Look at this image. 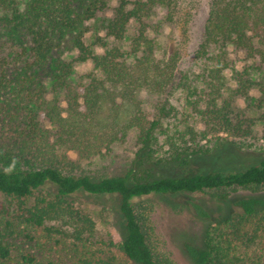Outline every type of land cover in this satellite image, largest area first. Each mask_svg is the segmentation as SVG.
<instances>
[{
  "label": "trees",
  "instance_id": "obj_1",
  "mask_svg": "<svg viewBox=\"0 0 264 264\" xmlns=\"http://www.w3.org/2000/svg\"><path fill=\"white\" fill-rule=\"evenodd\" d=\"M108 2L30 0L20 10L16 0H0V195L12 200V206L0 201V260L12 256L14 238L34 240L42 229L48 241L56 235L70 238L84 264H112L115 256H89L96 223L78 198L91 195L119 198L124 220L120 249L131 260L176 264L154 250L150 215L138 199L210 193L227 203L239 190L264 189V160L237 171L161 176L162 163L186 166L210 148L200 143L194 126L175 129L164 124L165 118L177 114L174 106L160 107L161 118L149 120L140 97L144 89L168 95L184 90L188 103L200 107L208 95L207 107L213 108L202 111L207 129L240 131L241 124L226 109L229 103H220L227 86L223 52L230 45L264 44V0H211L196 51L198 57L211 59L202 73L208 87L202 88L188 74L180 75L177 61L157 59L146 34L152 11L162 6L168 9L167 20L188 35L193 0H121L115 18L104 23L107 34L124 39L132 20L140 24L139 33L129 51L116 46L96 53L85 41L87 22ZM75 50L77 57L69 59L67 54ZM76 61H92L96 73L75 76ZM42 117L51 128L41 125ZM135 129L141 147L125 174L96 176L67 154H101ZM190 202L198 217L212 222L203 246L184 244L195 263L264 264V197H241L218 217L203 202ZM22 260L55 264L40 263L31 253L23 254Z\"/></svg>",
  "mask_w": 264,
  "mask_h": 264
},
{
  "label": "rangeland",
  "instance_id": "obj_2",
  "mask_svg": "<svg viewBox=\"0 0 264 264\" xmlns=\"http://www.w3.org/2000/svg\"><path fill=\"white\" fill-rule=\"evenodd\" d=\"M29 1L16 0V5L20 10H24ZM120 3L121 0H109L108 6L87 22L85 41L96 53H103L107 48L116 46L123 51H129L132 39L139 33L140 24L132 20L124 39L107 34L104 23L115 18ZM210 4L211 0H193L194 16L188 35L184 34L180 26L167 20L168 9L162 6L154 8L146 29V34L154 44L156 58L177 61L176 67L181 72L180 75L188 74L191 82L200 88L201 85L208 87L202 73L205 66L210 65L211 59L198 57L196 51L204 38ZM104 42L106 46H103ZM212 51L218 53L220 50ZM77 55L78 51L75 50L68 53L67 57L75 59ZM223 56L226 62V66L223 64L227 86L220 103L224 101L229 103L226 109L241 124L240 131L207 129L202 111L213 108L207 107L208 95L204 96L205 100L201 102L200 107H194L188 103V94L184 90H178L173 95L146 89L141 91L143 109L149 120L161 118L160 107L174 106L177 108V114L165 118L164 124H171L175 129H184L185 124L194 126L200 131L202 137L200 143L210 148L207 155L193 157L191 163L186 166L162 163L159 170L161 176L237 171L264 160V44L255 41L252 48L230 45L225 48ZM87 73H96L93 62L76 61L75 76L80 77ZM198 96H194L193 99H198ZM41 125L51 128L44 117L41 118ZM138 139L139 130L135 129L125 140L112 144L101 154L90 157H85L77 151H70L67 154L82 170L96 176L122 175L133 166L141 147ZM244 196L264 197V189L257 192L239 190L227 203L218 202L210 193H185L152 195L138 199L137 204L144 206L150 215L148 227L154 250L161 257L169 258L176 264H197L185 251L184 244L194 242L203 246L206 231L212 222L198 217L192 210L190 201L203 202L218 217L237 199ZM0 201L12 206V200L5 195H0ZM119 202L116 196L90 195L78 198V203L92 215L96 223V235L91 243L89 256L96 252L100 258L115 256L112 264H136L120 249L124 220ZM0 217L4 218L2 214ZM56 239H59L58 244ZM12 246V256L7 260H0V264H26L22 260V255L27 253L36 256L40 263L53 261L55 264H84L80 261V255L74 252L70 238L56 235L52 241H48L42 229L37 230V238L34 240H28L25 236L14 238Z\"/></svg>",
  "mask_w": 264,
  "mask_h": 264
}]
</instances>
